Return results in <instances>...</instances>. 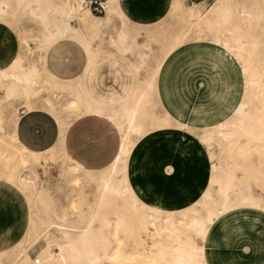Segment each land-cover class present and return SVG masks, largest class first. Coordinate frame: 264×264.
<instances>
[{
	"label": "bare ground",
	"instance_id": "obj_1",
	"mask_svg": "<svg viewBox=\"0 0 264 264\" xmlns=\"http://www.w3.org/2000/svg\"><path fill=\"white\" fill-rule=\"evenodd\" d=\"M89 1L0 0V19L10 17L17 21L23 14L38 25V30H28L23 36V52H14L0 62V181L15 186L29 204L27 227L10 250L0 251V264H206L205 246L198 245L194 236L204 242L208 229L237 208L264 214V201L255 195L249 182L251 178L264 191V0H217L209 10L198 12L194 21L193 8L187 7L184 0L171 2L169 10L181 13L178 22L186 32L195 30L209 35L217 52L230 55L239 66L245 86L230 112L204 126L199 135L210 159L208 185L194 202L200 207L181 210H168L145 201L141 189L128 179L129 162L136 147L132 136L141 137L152 126L172 124L169 116L149 115L153 82L143 79L142 85L131 91L129 100L105 107L88 97L80 77L62 79L46 65L50 47L65 39L84 48L89 66L97 55H126L138 47L118 0H104L103 14L93 13ZM104 41L111 50L93 49L94 43ZM214 53L213 57L219 59ZM146 56L138 53V60L130 62L134 70L141 69ZM65 94L70 96L69 109L58 101ZM18 99L24 101V111L43 109L55 118L58 138L52 147L43 151L26 148L16 134L19 116L11 118L5 127V112ZM72 115L75 120L83 116L106 119L118 130L120 144L115 159L101 169L95 207L86 216L82 212L70 217L65 210H58L57 204L71 196L63 193L64 186L53 180L49 170L52 161L59 162V175L67 183L90 175L91 169L69 151ZM190 125L178 118L174 120L179 129ZM214 143L221 147L222 157L213 149ZM238 156L242 166L235 163ZM236 167H242L240 177L234 173ZM40 169L48 179L41 177ZM242 177L247 180L242 182ZM131 217L137 219V228L150 236V244L141 238L132 243L128 239L127 243L117 238L118 244L112 241L110 235L118 232L116 225L127 235L134 234L131 223L127 229L124 227L125 220ZM41 238L46 246L39 257L32 259L28 250Z\"/></svg>",
	"mask_w": 264,
	"mask_h": 264
},
{
	"label": "crops",
	"instance_id": "obj_2",
	"mask_svg": "<svg viewBox=\"0 0 264 264\" xmlns=\"http://www.w3.org/2000/svg\"><path fill=\"white\" fill-rule=\"evenodd\" d=\"M118 2L130 21L147 26L167 20L172 0H118ZM66 43L76 44L86 55L84 69L75 78L57 75L51 69L52 60L49 63L51 50L58 47L61 48L59 50L61 53ZM105 62L111 65V69L92 70L90 74H87L92 63L89 66L84 48L78 43L66 39L52 45L46 55V65L53 75L66 80L80 77L84 91L90 99L99 105L113 107L117 105L115 103L120 104L122 101L119 102V100L127 97L130 90L127 89L122 94L113 89V83L119 81V74L112 57H106ZM83 65L84 59L82 58L77 72H81ZM210 65L211 63L207 59L192 55L177 57L166 63L158 76L160 107L174 117L196 127L210 126L216 120L225 117L241 97V76L235 64H228V67L223 66L216 76H214V71L210 69ZM72 67L71 59V71ZM77 72L71 74L74 75ZM90 120L97 129L102 131L104 134L102 137L110 135L111 139L107 137L106 144L104 142L101 144L105 146L95 150L94 153L95 147L90 143H84L80 137L83 126L80 123H74L71 127L73 136L70 147L72 149L69 151L73 157L83 160L89 169H91L89 166L91 162L101 164L107 161V156L112 153L109 162L102 167L104 168L115 159L120 138L117 142L115 131L112 128L114 126L106 119L90 118ZM16 134L26 148L33 151H43L56 143L58 124L55 118L43 109L24 111L23 114L19 115ZM135 150L136 147L131 154L128 173L132 165L133 183L131 184L141 189L142 199H144L145 194L148 201L153 202V204L162 203L171 208H178L171 209L162 206L164 209L181 210L186 208V205L198 200L201 191L208 185L210 159L205 145L197 138L187 137L181 140L171 132L157 133L142 145V150L136 159ZM75 151H86L92 161ZM237 215L233 212L219 219L208 229L204 238L206 264H214L212 254L209 251L211 232L214 227L223 219ZM241 229L244 234H247V229L244 230L242 227ZM220 237V235L217 237L214 245V252H218L219 256L217 258L215 256L218 264H253L250 262L247 250H251L255 260H262V252L259 253L258 251L261 247L260 242H254L251 238L248 247L245 243H235L229 249L226 242L221 241ZM235 241L238 242L237 237H232V243ZM236 249L242 255L237 263L231 255Z\"/></svg>",
	"mask_w": 264,
	"mask_h": 264
},
{
	"label": "rangeland",
	"instance_id": "obj_3",
	"mask_svg": "<svg viewBox=\"0 0 264 264\" xmlns=\"http://www.w3.org/2000/svg\"><path fill=\"white\" fill-rule=\"evenodd\" d=\"M198 0H184L185 4L189 8H193L194 15L191 17V20H195L198 12H205L209 10L217 0H205L198 1ZM198 3V4H197ZM95 14H103V13H96ZM181 13L173 14L170 12L168 13V18L166 21H161L154 25H147L142 26L133 23L128 19L130 22V29L132 30V34L136 37L135 40L137 42V48H133L134 50L126 55H120L118 53L112 55L113 62L116 64L117 73L119 74V81L114 84V88L116 92L124 94L127 89L130 90L127 97L121 98L119 102L124 100H129L131 96V91L136 87V85L141 86L143 79H147L153 82V96H152V103L148 106L149 115L152 114V117L160 118L169 116L172 120V124L168 126H163L161 128L152 126L149 127L145 134L141 137H137L135 135L132 136V141L136 142V150L134 152V156L142 150V145L154 134L157 133H164V132H171L176 136L178 139H181L180 136L183 134L185 138L187 137H194L197 138L199 135L205 130L204 127H196L194 125H190V127L186 126L183 129L176 128L174 126V120L176 117L171 115L168 111L162 109L160 107V102L158 99V91H159V84H158V76L160 71L163 69L164 65L168 63L170 60H173L177 57H181L184 55H192L199 58L207 59L211 65L210 69L214 71V76L219 74V69L223 66H227L228 64H235L237 69L239 70V66L237 63L230 57V55L226 52L219 51L217 52V47L210 42V36H204L201 33L193 30L190 32H186L178 21L181 20ZM161 26V27H160ZM31 27V28H30ZM28 30H38V25L35 24L29 16L23 15L18 18V20H14L13 18H4L0 19V62L8 60V56L14 52H23V42L22 38L26 34ZM106 36L104 39H106ZM104 41L101 43H94L93 49L104 48L111 50L108 45ZM211 45V46H210ZM102 46V47H100ZM62 47V46H61ZM98 47V48H96ZM61 49V48H60ZM58 47L51 50L50 52V61L52 60L51 69L54 73L61 77L65 78H75L80 75L84 69L86 63V55L85 53L74 43H66L60 53ZM216 52V53H214ZM59 53L58 55H56ZM138 53H146L147 56L142 61L141 69L136 71L131 66V61L138 60ZM217 55L219 59L213 57L212 54ZM56 55V56H55ZM108 57V56H107ZM82 58L84 59V65L81 72H77L79 70V66L81 64ZM106 56L97 55L93 60L89 71L87 74L91 73L92 70L95 71H104L111 69V65L105 62ZM71 59H72V71H71ZM50 65V64H49ZM159 68V69H158ZM72 72H77L72 75ZM96 73V72H95ZM94 75V73H93ZM141 83V84H140ZM241 84L242 90L245 89L243 84V79L241 77ZM62 98V99H61ZM69 95H63L58 98V101L65 106L66 109L70 108L69 104ZM53 99V98H52ZM118 105V103H115ZM116 105V106H117ZM10 107V108H9ZM26 110L25 103L22 99H18L13 102V106H8V109L5 112L4 117V124L5 127L7 126L8 122L11 118L20 115V110ZM9 119V120H8ZM82 119V120H81ZM221 119V118H220ZM219 119V120H220ZM72 123L69 125V131L74 123H80L83 126L82 131L80 132V137L84 141V143H90L95 150L102 149L104 146L101 145L103 142L106 144L107 137L111 139V136L108 135L106 137H102V131L97 129L91 122L89 116H83L77 120H75L74 116L72 115L70 118ZM218 121V120H216ZM186 122V121H185ZM189 123V122H188ZM196 129H195V128ZM115 131L117 142L119 140V132L115 127H112ZM198 128V129H197ZM72 132V131H70ZM197 132V133H196ZM104 135V134H103ZM73 136V133H72ZM72 138V137H71ZM117 144V143H116ZM213 149L217 152V155L222 157L221 147L217 146L216 143L213 144ZM78 154L85 155L90 161L91 158L87 155L86 151L79 152L75 151ZM92 154L94 155V153ZM112 154V153H111ZM111 154L107 156V161H104L101 164H96L94 161L90 163L91 171L88 177L82 176L81 178L77 179L73 183H67L65 180H61L60 177V163L57 161H52L50 164V176L53 180H56L62 189L63 193L67 196H71L68 198H63L59 204H57V209L67 212L69 216H75L76 214L82 213L83 216L88 215L91 209L95 207V199L97 198L100 188H101V168L105 166L111 157ZM236 165L242 166L241 157L238 156L235 160ZM134 164V161H133ZM131 168L129 171L128 179L131 183H133L132 176H131ZM41 170V169H40ZM42 172V173H41ZM242 167H236L234 173L236 176L240 177L242 174ZM41 177L44 179H48L43 173V169L40 171ZM55 178V179H54ZM242 182H245L247 179L244 177L240 178ZM251 180V181H250ZM249 182L253 185V191L255 195L260 196L264 201V191L262 190L261 186L255 185L253 180L250 178ZM63 185V186H61ZM256 186V187H255ZM12 185L6 184L0 181V251L3 250H10L13 245L19 241L25 231L28 218H29V204L23 197V194ZM66 192V193H65ZM202 193V191H201ZM55 195H57L55 193ZM201 196V195H200ZM233 197V193L230 194ZM69 198L71 201H69ZM145 200L148 201L145 194L143 197ZM117 201H120V198H115ZM200 199V198H199ZM198 199V200H199ZM67 200V201H66ZM75 203H71V202ZM197 201V200H196ZM195 201V202H196ZM150 202V201H148ZM153 203V202H150ZM86 204L87 206H85ZM165 208H171L167 205L162 203H158ZM75 205V206H74ZM72 206V207H71ZM186 206L190 207H200L196 203H190ZM184 206V207H186ZM86 207V208H85ZM63 208V209H62ZM28 209V210H27ZM116 209V208H113ZM171 209H178V208H171ZM72 212V214H71ZM234 213L238 215L235 217L225 218L221 223L216 224L214 230L211 232V239H210V253L212 254V261L214 264H218V260L216 259L218 256V252H214V245L215 240H217L218 236L220 235V240L226 242V246L230 247L233 244H243L245 243L248 247L249 240L252 238L254 242H260L261 247L258 250L259 253L262 252V260H255L253 258L251 250H247L249 253L250 262L253 264H264V214L259 213H252L249 209L245 208H237ZM136 218L131 217L125 220L126 229L129 227L128 224H132L131 226L134 228V234L132 236L127 235L126 231H123V228L120 225H116L118 227L117 235H110V238L114 243L118 244V240H122V242L127 243V239L129 242L135 238H141L144 243L147 245L151 243L150 236L145 234L144 232L140 231L136 225ZM135 220V221H134ZM242 228L247 229V234L242 231ZM125 229V228H124ZM141 234V235H140ZM232 237H237V241L232 243ZM149 238V239H148ZM195 241L198 245H203L204 242L201 237L194 236ZM120 242V241H119ZM120 242V243H122ZM253 242V243H254ZM257 244V243H254ZM46 242L43 238L39 239L34 245H32L29 250V256L34 259L35 257H39V253L43 248H45ZM232 259L237 263L241 258L242 255L239 254V250L236 249L232 252ZM216 256V258H215ZM103 264H111L110 262L103 261Z\"/></svg>",
	"mask_w": 264,
	"mask_h": 264
},
{
	"label": "built area",
	"instance_id": "obj_4",
	"mask_svg": "<svg viewBox=\"0 0 264 264\" xmlns=\"http://www.w3.org/2000/svg\"><path fill=\"white\" fill-rule=\"evenodd\" d=\"M103 1L104 0H90L88 4L90 8L92 9V11L96 13H102L104 11ZM23 112L24 110L21 109L20 114H23Z\"/></svg>",
	"mask_w": 264,
	"mask_h": 264
}]
</instances>
